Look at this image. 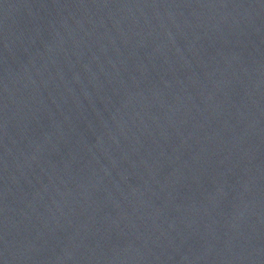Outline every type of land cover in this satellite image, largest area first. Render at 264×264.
Wrapping results in <instances>:
<instances>
[{
    "label": "water",
    "instance_id": "water-1",
    "mask_svg": "<svg viewBox=\"0 0 264 264\" xmlns=\"http://www.w3.org/2000/svg\"><path fill=\"white\" fill-rule=\"evenodd\" d=\"M0 264H264V0H0Z\"/></svg>",
    "mask_w": 264,
    "mask_h": 264
}]
</instances>
